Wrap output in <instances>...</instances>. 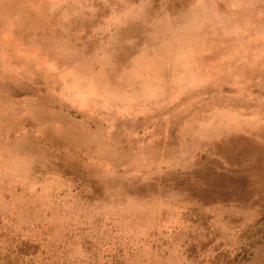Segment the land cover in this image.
<instances>
[{"label": "rangeland", "instance_id": "1", "mask_svg": "<svg viewBox=\"0 0 264 264\" xmlns=\"http://www.w3.org/2000/svg\"><path fill=\"white\" fill-rule=\"evenodd\" d=\"M263 160L264 0H0V264H264Z\"/></svg>", "mask_w": 264, "mask_h": 264}, {"label": "bare ground", "instance_id": "2", "mask_svg": "<svg viewBox=\"0 0 264 264\" xmlns=\"http://www.w3.org/2000/svg\"><path fill=\"white\" fill-rule=\"evenodd\" d=\"M167 1V0H166ZM172 2V1H171ZM183 4V3H182ZM129 24V23H128ZM135 24V23H134ZM129 26V25H128ZM139 30V29H138ZM137 32V31H136ZM143 33V32H142ZM149 33V32H148ZM127 40V39H126ZM141 40V39H140ZM127 45V44H126ZM127 50V49H126ZM135 55V54H134ZM126 64V63H125ZM215 114H217V113H215ZM216 124V123H215ZM211 125H213V124H211ZM233 128H236V127H234V125H233ZM233 131V130H232ZM195 137V136H194ZM197 139V138H196ZM199 139V138H198ZM44 140H47V139H44ZM43 141V140H42ZM75 141V140H74ZM76 142V141H75ZM78 142V141H77ZM58 143V142H57ZM65 143V142H64ZM79 144V143H78ZM61 146H63V145H61ZM69 146V145H68ZM75 146V145H74ZM78 146V145H77ZM58 147V146H57ZM85 147V146H84ZM217 147L218 148H228L229 149V151H235V152H237L238 154H241V153H246L247 151H244V147H241L240 146V144H237L236 143V141L233 139V137H230V138H228V140H223V142L222 143H219V144H217ZM60 148V147H59ZM70 149V148H69ZM81 152H83V151H81ZM81 154V153H80ZM250 157V156H249ZM213 160V159H212ZM218 160V159H217ZM263 162H264V160H263ZM216 163V162H215ZM231 166V165H230ZM238 166V165H237ZM228 167V166H227ZM201 170V169H200ZM216 170V169H215ZM199 171V170H198ZM214 171V170H213ZM226 171V170H225ZM218 172V171H217ZM227 172V171H226ZM234 172V171H233ZM172 173V172H171ZM231 173V172H230ZM244 173V172H243ZM208 174V173H207ZM214 174V173H213ZM235 174V173H234ZM219 175V174H218ZM219 177V176H218ZM215 179V178H214ZM239 179V178H238ZM237 179V180H238ZM208 181V180H207ZM216 181H218L217 179H216ZM225 181V180H224ZM227 181V180H226ZM234 181V180H233ZM242 181V180H241ZM213 182V181H212ZM236 182V181H235ZM239 182H240V180H239ZM189 183H190V181H189ZM200 183V182H199ZM214 183V182H213ZM241 183V182H240ZM243 183V182H242ZM233 184V183H232ZM237 184V183H236ZM197 186V185H196ZM242 186V185H241ZM245 186V185H244ZM199 187V186H198ZM228 187H230V186H228ZM240 187V186H239ZM182 188V187H181ZM207 188V187H206ZM227 188V187H226ZM198 189V188H197ZM201 189V188H200ZM199 189V190H200ZM228 189V188H227ZM181 190V189H180ZM205 190V189H204ZM208 190V189H207ZM195 191V190H194ZM206 191V190H205ZM183 192H184V190H183ZM219 192V191H218ZM217 193V192H216ZM235 216V215H234ZM214 250V249H213Z\"/></svg>", "mask_w": 264, "mask_h": 264}]
</instances>
